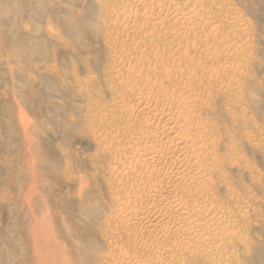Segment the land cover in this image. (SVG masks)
<instances>
[{"label": "rangeland", "instance_id": "obj_1", "mask_svg": "<svg viewBox=\"0 0 264 264\" xmlns=\"http://www.w3.org/2000/svg\"><path fill=\"white\" fill-rule=\"evenodd\" d=\"M155 156L149 191L135 170ZM163 198L199 219L188 250ZM34 219L97 264H264V0H0V264Z\"/></svg>", "mask_w": 264, "mask_h": 264}, {"label": "bare ground", "instance_id": "obj_2", "mask_svg": "<svg viewBox=\"0 0 264 264\" xmlns=\"http://www.w3.org/2000/svg\"><path fill=\"white\" fill-rule=\"evenodd\" d=\"M146 1V0H145ZM118 16H120V15H118ZM117 16V17H118ZM116 17V18H117ZM121 17V16H120ZM119 17V18H120ZM156 19V18H155ZM114 21V20H113ZM160 21V20H159ZM163 21V20H162ZM165 21V20H164ZM158 22V21H157ZM189 22V21H188ZM115 23V22H114ZM162 23V22H161ZM160 23V24H161ZM191 23H192V21H191ZM116 24H117V22H116ZM117 26V25H116ZM190 26V25H189ZM192 26H194V24L192 25ZM202 30V29H201ZM204 30V29H203ZM202 33V32H201ZM207 33V32H206ZM218 33V32H217ZM200 34V33H199ZM203 35H204V33H202ZM202 34H200V35H202ZM212 34V33H211ZM216 34V33H215ZM205 35H207V34H205ZM223 35V34H222ZM208 36V35H207ZM197 37V36H196ZM200 37V39H201V36H199ZM198 37V38H199ZM204 37V36H203ZM215 37H216V35H215ZM220 37V36H219ZM197 38V39H198ZM206 39V38H205ZM217 38H215V40H216ZM202 40V39H201ZM204 40V39H203ZM207 40V39H206ZM221 40V39H220ZM227 41V40H226ZM209 42V41H208ZM213 42H215V41H213ZM219 43H220V41H219ZM209 44H210V42H209ZM208 44V45H209ZM214 44V43H213ZM217 44V43H216ZM223 44V43H222ZM243 44V43H242ZM211 45V44H210ZM218 45H220V44H218ZM207 46V45H206ZM217 47V46H216ZM215 47V48H216ZM229 47H231V46H229ZM239 47H241V46H239ZM207 48V47H206ZM210 48V47H209ZM227 48V47H226ZM205 49V48H204ZM235 49H239V48H235ZM246 49V48H245ZM185 50V49H184ZM229 51V50H228ZM237 51H240V50H237ZM185 52V51H184ZM243 52H244V50H243ZM183 53V52H182ZM234 54V53H233ZM209 55V54H208ZM226 55V54H225ZM178 56V55H177ZM206 56V55H205ZM212 56V55H211ZM239 57H241V56H239ZM186 58V57H185ZM210 57H208V59H209ZM226 58V57H225ZM227 58H228V56H227ZM229 59V58H228ZM188 60V59H187ZM216 61V60H215ZM220 61V60H219ZM222 62V61H221ZM151 63V62H150ZM149 63V64H150ZM209 63V62H208ZM224 63V62H223ZM219 65V64H218ZM220 65H221V63H220ZM227 65V64H226ZM214 66V65H213ZM217 66V65H216ZM179 67V66H178ZM222 67V66H221ZM221 67H220V69H221ZM228 67V66H227ZM214 68V67H213ZM223 68V67H222ZM225 68V67H224ZM234 68H236V67H234ZM217 69V68H216ZM231 69V68H230ZM238 69V68H237ZM169 70V69H168ZM171 71V70H170ZM169 71V72H170ZM212 71V70H211ZM174 72V71H173ZM184 72V71H183ZM172 73V72H171ZM171 73H169V74H171ZM182 73V72H181ZM217 73V72H216ZM219 74V73H218ZM242 74V73H241ZM195 75V74H194ZM225 75V74H224ZM190 76V75H189ZM234 76H235V74H234ZM182 77H183V75H182ZM192 77V76H191ZM241 77V76H240ZM187 78V77H186ZM228 78V77H227ZM231 78H233V77H231ZM148 79V78H147ZM149 80V79H148ZM182 80V79H181ZM184 81V80H183ZM182 81V82H183ZM188 81H190V79H189V77H188ZM192 81V80H191ZM190 81V82H191ZM158 94V91H155L154 93H150V94H153L152 96V98H155V96H154V94ZM138 94V93H137ZM140 96H141V94H139ZM138 95V96H139ZM137 96V95H136ZM137 98V97H136ZM140 98V97H139ZM174 105V104H173ZM174 106H176V105H174ZM144 107V106H143ZM142 107V108H143ZM148 107V106H147ZM171 107V106H170ZM172 108H173V106H172ZM144 109V108H143ZM177 109V108H176ZM145 110H147V108L145 109ZM150 110V109H149ZM151 110H153V109H151ZM150 110V111H151ZM176 111V110H175ZM172 112V111H171ZM155 113V112H154ZM167 113H170V112H167ZM149 114V113H148ZM165 115H168V114H166L165 113ZM172 115V114H171ZM173 115H174V113H173ZM151 116H152V114H151ZM170 116V115H169ZM172 117V116H171ZM171 117H169V118H171ZM173 117H175V116H173ZM173 119V118H172ZM153 127V126H152ZM157 129V128H156ZM153 130V129H152ZM155 130V129H154ZM146 132V131H145ZM148 132V131H147ZM150 132H153V131H151L150 130ZM158 132V131H157ZM144 133V132H143ZM161 133V132H160ZM142 134V133H141ZM150 134V133H149ZM153 134H154V132H153ZM148 135V134H147ZM147 135H145V136H147ZM155 135V134H154ZM164 135V134H163ZM150 136V135H149ZM160 136V135H159ZM165 136V135H164ZM139 138H141V137H139ZM143 138H144V136H143ZM147 138V137H146ZM166 139H167V137H165ZM170 138V137H169ZM142 139V138H141ZM148 139H149V137H148ZM148 139H146V140H148ZM169 140V139H168ZM183 141V139H181V137H179L178 135L177 136H173L172 138H171V140H170V142L171 141H173L172 143H177L178 144V142L180 143V141ZM162 141V140H161ZM185 141H186V139H185ZM144 142H147V141H145V138H144ZM190 142V141H189ZM150 143V142H149ZM156 143V142H155ZM167 143H168V141H167ZM166 143V144H167ZM182 143V142H181ZM146 144V143H145ZM184 144V143H183ZM147 145H148V143H147ZM151 145V144H150ZM153 145V144H152ZM181 145V144H180ZM178 149V148H177ZM175 150H176V148H175ZM179 150V149H178ZM184 150V149H183ZM181 151V150H180ZM183 152V151H182ZM174 153V152H173ZM184 154V153H183ZM151 155V154H150ZM175 155V154H174ZM182 155V154H181ZM185 155V154H184ZM132 156V155H131ZM152 156V155H151ZM154 156V155H153ZM178 156V155H177ZM174 158V157H173ZM180 158V157H179ZM167 160V159H166ZM173 160V159H172ZM174 160H175V158H174ZM175 161H177V160H175ZM161 162H162V160H161V156L160 157H158V156H155V157H152L151 159H149L148 160V163H147V166H145V167H143V168H141L140 169V172L139 171H137V170H135L136 171V173L138 174L137 176L138 177H136L138 180H139V182H142V183H144V186L143 187H147V185L148 184H146V186H145V183L146 182H149V181H151L152 180V183H153V180L155 179V178H157V173H158V171H159V169H160V165H161ZM165 163H167V162H165ZM165 163H163V164H165ZM172 163H173V161H172ZM168 166V164H165V166ZM180 165V164H179ZM178 165V166H179ZM124 165L122 164V163H120L119 165H116V169L119 171H117V173L119 174V173H121L120 171H122L121 169H122V167H123ZM176 166V165H175ZM195 166H197V165H195ZM130 167V166H129ZM139 167V166H138ZM170 167H171V165H170ZM181 167V166H180ZM184 167V166H183ZM182 167V170H184L185 168H183ZM190 167V166H189ZM189 167H187V169L189 168ZM193 167V166H192ZM114 168V167H113ZM127 168V167H126ZM132 167H130L129 169H131ZM134 168H136L135 166H134ZM162 168H164V169H167L166 167H162ZM194 168V167H193ZM196 168V167H195ZM133 169V168H132ZM169 169V168H168ZM173 169H174V166H173ZM175 169H176V167H175ZM179 169L180 168H178L177 167V169H176V171L177 172H179ZM126 170V169H125ZM171 170V169H170ZM186 170V169H185ZM188 170H190V168L188 169ZM113 172H114V170H112ZM123 171H124V169H123ZM167 171V170H166ZM171 171H173V170H171ZM187 171V170H186ZM186 171H185V173H186ZM191 172H193L192 171V168H191V170H190ZM130 172V171H129ZM139 172V173H138ZM181 172H184V171H181ZM126 173V172H125ZM135 173V172H134ZM169 173H171V175H174V177H175V174H172V172H169ZM173 173H176V172H174L173 171ZM184 173V174H185ZM190 173V172H189ZM127 174V173H126ZM132 174V173H131ZM163 174H165V173H163ZM167 174H168V172H167ZM166 174V175H167ZM184 175L183 173H180V175ZM178 175V174H177ZM180 175L178 176V177H180ZM186 175H187V173H186ZM136 176V175H135ZM169 176V175H168ZM168 176H166V177H168ZM185 176V175H184ZM184 176H182V178L183 179H185L186 180V178H184ZM188 176V175H187ZM190 176H191V174H190ZM161 177V176H160ZM164 177V176H163ZM177 177V178H178ZM189 177V176H188ZM199 177V176H198ZM133 178V177H132ZM135 178V177H134ZM173 178V177H172ZM192 178V177H191ZM195 178V177H194ZM196 178H197V176H196ZM176 179V178H175ZM174 179V180H175ZM182 179V180H183ZM138 180H135V181H138ZM162 180V179H161ZM170 180V177H168V179H166V181H169ZM173 180V183L176 181H174ZM185 180H183V182H185ZM187 180H189V178H187ZM170 181H172V180H170ZM180 181H181V178H180ZM180 181H179V183H180ZM133 182V181H132ZM162 182V181H161ZM182 182V181H181ZM191 182V181H190ZM134 183V182H133ZM142 183H136L135 182V184H137V186H138V184L141 186L142 185ZM128 184V183H127ZM150 184H151V182H150ZM149 184V185H150ZM154 184H156L155 182H154ZM168 184H169V182H168ZM182 184V183H181ZM134 185V184H133ZM152 185V184H151ZM150 185V186H151ZM161 185H163V184H161ZM172 185V184H171ZM174 185H176V184H174ZM130 187H132L131 186V184L129 185ZM167 186H169V185H167ZM188 186V185H187ZM193 186V185H192ZM129 187V188H130ZM153 187V186H152ZM158 187V186H157ZM161 187V186H160ZM165 187V186H164ZM163 187V188H164ZM175 186H173V188H174ZM184 187V186H183ZM188 187H191L190 185L188 186ZM188 187L186 188V189H188ZM140 188V187H139ZM151 187H147V189L149 190ZM168 188V187H167ZM176 188V187H175ZM196 188H197V186H196ZM81 189V188H80ZM130 189H132V188H130ZM130 189H129V191H130ZM152 189V188H151ZM150 189V190H151ZM162 189V188H161ZM169 189V188H168ZM171 189H172V187H171ZM182 189V188H181ZM145 190V189H144ZM149 190V191H150ZM179 190V189H178ZM193 190V189H192ZM132 191V190H131ZM148 191V192H149ZM152 191H154V190H152ZM158 192V195L161 193H159V190H155V192ZM187 191V190H186ZM190 191V190H189ZM139 192V191H138ZM137 192V193H138ZM142 192V191H141ZM146 192V191H145ZM156 192V193H157ZM167 192V191H166ZM169 192V191H168ZM174 192H175V190H174ZM126 193H128V194H130L129 192H126ZM154 193V192H153ZM153 193H150V195L149 196H151V194H153ZM163 193V192H162ZM162 193H161V195H159V196H162L163 197V195H162ZM165 193V192H164ZM132 194V193H131ZM134 194V193H133ZM133 194L131 195V197L133 198V197H135L136 196V194L133 196ZM145 195H147V193H144ZM140 195H141V193H140ZM143 195V194H142ZM141 195V196H142ZM144 195V196H145ZM154 195V194H153ZM156 195V194H155ZM157 195V196H158ZM169 195V194H168ZM138 196V195H137ZM148 196V195H147ZM127 197V196H126ZM146 197V196H145ZM144 197V198H145ZM154 197H156V196H154ZM167 197V196H166ZM128 198H130V195H129V197ZM135 198H137V197H135ZM140 198V196L138 197V199ZM143 198V199H144ZM147 198H149V197H146V199ZM151 198V197H150ZM149 198V199H150ZM153 198V197H152ZM156 198H158V197H156ZM169 198V197H168ZM171 198V197H170ZM146 199L145 200H143L142 202L143 203H145L144 201H146ZM159 199H161V198H159ZM158 199V200H159ZM173 199H175V198H173ZM185 199V198H184ZM129 200V199H128ZM131 200V199H130ZM154 200L155 199H153V201L152 202H154ZM170 200V199H169ZM168 199H166V198H163L162 200H159L161 203H159L158 205L160 206H158L159 208H160V213L162 214L163 212H164V214H163V216L166 214V213H168V214H170V213H175V214H177L176 212H174V210H173V212L171 211V212H169L170 210H171V208H175V207H171V205H173V206H176V205H174L175 203H176V199L174 200V204H173V200L172 201H169ZM182 200H183V198H182ZM181 200V201H182ZM157 201V200H156ZM155 201V202H156ZM147 203H149V200H147L146 201ZM152 203V204H156V203ZM158 202V201H157ZM180 201H178V203H179ZM129 203H130V201H129ZM134 203H137V202H134ZM134 203H132V204H134ZM178 203H176V204H178ZM181 203V202H180ZM184 205H182V204H180V205H182L183 206V212H184V209H185V205L187 204L186 202V204L184 203V202H182ZM141 204V203H140ZM146 204V203H145ZM145 204H141L140 206H141V208L140 209H142V207H143V205H145ZM151 204V203H150ZM129 205H131V204H129ZM137 205H139V204H137ZM146 205H149V204H146ZM196 205V204H195ZM131 206H133V205H131ZM139 206V207H140ZM157 206V204L155 205V207ZM181 206V207H182ZM121 208H125L126 210L127 209H129V208H127V205L126 204H122L121 206H120ZM130 207V206H129ZM134 207H135V205H134ZM138 207V206H137ZM147 206H145V209L147 210V208H146ZM149 208L151 207L150 205L148 206ZM152 207H154V206H152ZM177 207V206H176ZM180 206H178L177 207V211H180L179 208ZM186 207H188L187 205H186ZM194 207V206H193ZM120 208V209H121ZM149 208H148V210H149ZM195 208V207H194ZM134 209V208H133ZM132 209V210H133ZM137 209H139V208H137ZM152 209V208H151ZM155 209V208H154ZM162 209V210H161ZM164 209V210H163ZM192 209V208H191ZM213 209V208H212ZM124 209H122V211H123ZM145 210V211H146ZM156 210V209H155ZM186 210H187V208L185 209V212L183 213L182 211V213L181 214H179V215H181V216H183V215H185L184 216V219L182 220V219H180L181 217H178L179 215L177 214V216H170V215H168V214H166L167 216H170V217H166V216H164L163 218H164V220H170V222H174V224H176L175 223V221L177 222V224L179 223V225L180 224H182V225H184L185 223L187 224V226L185 225V230L184 229H181L180 227L182 226V225H180V227L179 228H177V227H175L174 229H178L177 231L179 232H177L178 234L176 235H174L175 237H173L174 238V240L173 241H170V242H173V244H171V243H169L168 245H170L171 244V246H170V249H173L174 251L175 250H178V251H181V248L184 250V248H186V247H182V246H184L183 245V243H187V241L188 240H191V239H193V237H195L196 235H194L192 232H190V230L192 231V230H194V229H192V228H194V227H196L197 225H199V219L198 218H196V217H194V216H191L192 214H191V212H190V214H189V212H188V214L186 213ZM200 210H201V206H200ZM204 210H205V208H204ZM211 210V209H210ZM137 211H139V210H137ZM143 211V209L141 210V212ZM154 211V210H153ZM153 211H151L150 210V212H152L153 213ZM163 211V212H162ZM188 211V210H187ZM191 211V210H190ZM195 211V210H194ZM118 212V211H117ZM124 212H125V210H124ZM129 211H127V213H128ZM132 212V211H131ZM140 212V211H139ZM149 212V213H150ZM155 212V211H154ZM210 212V211H209ZM151 213V214H152ZM159 213V214H160ZM180 213V212H179ZM193 213V212H192ZM129 214V213H128ZM140 213H138V215H139ZM145 215H146V213H144ZM143 214V215H144ZM150 214V215H151ZM154 214V213H153ZM157 215L153 218V219H157V216H158V213H156ZM160 214V215H161ZM187 214V215H186ZM121 215H123V214H121ZM124 215H126V214H124ZM137 215V216H138ZM142 215V217H145L146 218V216H143ZM148 215V214H147ZM150 215L148 216L149 218H150ZM153 216V215H152ZM152 216H151V218H152ZM215 216V215H214ZM213 216V217H214ZM141 217V218H142ZM144 218V220L145 221H148L149 220V218H148V220H146ZM159 218V217H158ZM163 218H161V219H159V220H162ZM219 218V217H218ZM221 218V217H220ZM133 219V218H132ZM135 219V218H134ZM143 219V218H142ZM153 219H151V220H153ZM210 219V218H209ZM208 219V220H209ZM140 220V219H139ZM143 220V221H144ZM158 220V219H157ZM156 220V221H157ZM164 220H162L161 221V223H163V222H165ZM172 220V221H171ZM225 220V219H224ZM150 221V220H149ZM154 221V220H153ZM223 221V220H222ZM140 222H142V220H140ZM133 223V222H132ZM138 223V222H137ZM143 223H145V222H143ZM143 223H142V225H143ZM147 223V222H146ZM145 223V224H146ZM149 223V222H148ZM155 223V222H154ZM184 223V224H183ZM208 223H209V221H208ZM207 223V224H208ZM222 222L220 221V224H221ZM139 225H140V223H138ZM164 224V223H163ZM173 224V223H172ZM142 225H141V227H142ZM148 226H149V224H147ZM167 225H170L169 224V222H168V224ZM178 225V226H179ZM158 226H159V224H158ZM174 226V225H173ZM176 226V225H175ZM204 226H205V224H204ZM227 226V225H226ZM131 227V226H130ZM140 227V228H141ZM151 227V226H150ZM161 227V226H160ZM167 227V229H168V226H166ZM188 227V230L186 229ZM203 227V226H202ZM139 228V229H140ZM152 228V227H151ZM157 228V227H156ZM159 228V227H158ZM172 228V227H171ZM210 228V227H209ZM108 229V228H107ZM160 229V228H159ZM179 229H181L182 231H180ZM132 230V229H131ZM158 230V229H157ZM162 230H164L163 228H162ZM173 230V229H172ZM187 230V231H186ZM204 230V229H203ZM147 231V230H146ZM155 231H156V229H155ZM165 232H167V230H164ZM175 231V230H174ZM195 231H197L196 229H195ZM200 231V230H199ZM202 231V230H201ZM201 231H200V234L198 233V232H195V233H197V241L198 240H200L201 238H199L198 239V235L199 236H203V235H201ZM205 231V230H204ZM228 231V230H227ZM130 232V231H129ZM145 232V231H144ZM143 232V233H144ZM162 232V231H161ZM169 232V231H168ZM173 232V231H172ZM194 232V231H193ZM207 232V231H206ZM20 233H21V236L23 237V241H22V248H19V247H16V246H11V248L8 250V251H5V253H4V255H7V257L13 262V264H97V263H99L101 260H104V259H102V256H101V254H99L98 253V251H97V248H95V250H92L93 248H90V247H88L86 244H81V243H75L72 239V234H70L65 228H63V230L62 229H60V228H58V227H52L51 226V224H49V223H46V222H43V221H39V220H36V219H34V220H32L28 225H26V226H24V227H22V228H20ZM142 233V232H141ZM147 233V232H146ZM150 233V232H149ZM170 233V232H169ZM169 233H168V236L170 237V235H169ZM130 234V233H129ZM136 234H137V232H136ZM161 234V233H160ZM167 234V233H166ZM164 235V236H166V238L167 239H165V241L167 240H170V239H168V236L167 235ZM193 234V235H192ZM228 234H230L229 232H228ZM152 235H153V233H152ZM162 235V234H161ZM211 235V234H210ZM234 235V234H233ZM232 235V236H233ZM81 236L82 237H84V234H81ZM151 236V235H150ZM145 237V236H144ZM158 237V236H157ZM235 237H237V234H236V236ZM138 238V237H137ZM149 238H153L152 236L151 237H149ZM155 238V237H154ZM160 238V237H159ZM196 238H195V240H196ZM205 238H206V236H205ZM231 238V237H230ZM208 239V238H207ZM216 239H217V237H216ZM155 240H157V238L155 239ZM154 240V241H155ZM158 240H160V239H158ZM163 240V239H162ZM204 240V239H203ZM209 240V239H208ZM227 240V239H226ZM147 241V240H146ZM150 241V240H149ZM143 242V241H142ZM151 242V241H150ZM153 242V241H152ZM158 242V241H157ZM201 242V241H200ZM204 242V241H203ZM112 243V242H111ZM140 243V242H139ZM168 243V242H167ZM191 243H193V242H191ZM195 243V242H194ZM205 243V242H204ZM203 243V244H204ZM144 244V243H143ZM156 244H158V243H156ZM155 244V245H156ZM203 244H201L199 247L200 248H198L199 250L200 249H202L201 247H202V245ZM208 244V243H207ZM121 245V244H120ZM149 245V244H148ZM160 245V244H159ZM185 245H187V244H185ZM212 245V244H211ZM211 245H210V247H211ZM95 246V245H94ZM133 246H134V244H133ZM192 246V245H191ZM208 246V245H207ZM215 246H217V244L215 245ZM221 246V245H220ZM132 247V246H131ZM135 247V246H134ZM145 247H146V245H145ZM161 247H162V245H161ZM189 247H190V245H189ZM206 246L205 245H203V248L204 249H206L205 248ZM99 248V247H98ZM136 248V247H135ZM165 248H167V245H166V247ZM193 248H195V247H193ZM216 248V247H215ZM218 249H219V247H217ZM226 248V247H225ZM20 249V250H19ZM110 249V248H109ZM120 249H121V247H120ZM157 249H159V247L157 248ZM168 250H169V248H167ZM190 250L192 249V247L191 248H189ZM203 249V250H204ZM126 250V249H125ZM134 250V249H133ZM160 251L159 252H161L162 251V248L161 249H159ZM167 250V251H168ZM183 250H182V252H183ZM186 250H188V247L186 248ZM185 250V251H186ZM198 250V251H199ZM207 250H208V248H207ZM212 250V249H211ZM116 251V250H115ZM172 251V250H171ZM174 251H172V252H174ZM197 251V252H198ZM218 250H216V252H217ZM113 252V251H112ZM121 252H122V249H121ZM187 252V251H186ZM189 252V251H188ZM205 252H206V250H205ZM208 252V251H207ZM207 252H206V254H207ZM125 253V252H124ZM184 253V252H183ZM190 253V252H189ZM199 253V252H198ZM201 253V252H200ZM203 254H204V252H202ZM212 253V252H211ZM233 253V252H232ZM2 254H3V251H1L0 250V257L2 256ZM166 254H168V252L166 253ZM114 255H116L115 253H114ZM159 255V254H158ZM171 255H172V253H171ZM108 257H109V255H107ZM107 256H106V258H107ZM111 256V255H110ZM156 256V255H155ZM160 256H164L163 255V251H162V255H160ZM173 256V255H172ZM228 256V255H227ZM119 257V256H118ZM117 256L116 257H114L113 258V262H115L116 260L118 261L120 258H121V260H120V263H125V264H148V263H144L143 261H136V260H134V259H132V258H128V260H127V258H124V257H120V258H118ZM151 257V256H150ZM166 257V256H165ZM110 258V257H109ZM118 258V259H117ZM154 258H156V257H154ZM124 259H126V261L124 260ZM147 259V258H146ZM157 259V258H156ZM159 259V258H158ZM111 260L109 261V262H112ZM146 261V260H145ZM112 262V263H113ZM183 262V261H182ZM216 262V261H215ZM119 263V264H120ZM122 263V264H123ZM152 263V262H151ZM113 264H117V262L116 263H113ZM153 264V263H152Z\"/></svg>", "mask_w": 264, "mask_h": 264}]
</instances>
